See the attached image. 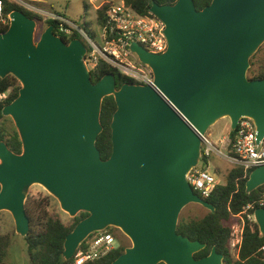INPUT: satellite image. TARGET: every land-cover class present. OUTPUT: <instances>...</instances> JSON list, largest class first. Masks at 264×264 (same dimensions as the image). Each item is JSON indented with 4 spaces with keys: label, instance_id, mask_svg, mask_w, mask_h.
I'll use <instances>...</instances> for the list:
<instances>
[{
    "label": "water",
    "instance_id": "1",
    "mask_svg": "<svg viewBox=\"0 0 264 264\" xmlns=\"http://www.w3.org/2000/svg\"><path fill=\"white\" fill-rule=\"evenodd\" d=\"M164 25L167 49L152 55L130 50L149 67L153 89L127 83L116 88L113 74L93 83L86 47L68 44L53 25L35 39L37 21L19 10L0 34V79L14 77L18 96L2 109L12 119L22 150L0 141V213L11 215L15 233L30 231L25 202L40 186L70 218L88 216L65 237L62 257L73 259L88 237L115 228L131 246L111 264H223L177 232L184 208L214 207L191 189L187 175L197 166L201 136L227 118L230 131L246 117L264 139V79L250 80V60L264 44V0H212L197 10L193 0L149 9ZM113 97L112 150L102 160L96 147L103 127L102 102ZM264 185V166L245 182L250 194ZM264 236V209L254 211Z\"/></svg>",
    "mask_w": 264,
    "mask_h": 264
},
{
    "label": "trees",
    "instance_id": "2",
    "mask_svg": "<svg viewBox=\"0 0 264 264\" xmlns=\"http://www.w3.org/2000/svg\"><path fill=\"white\" fill-rule=\"evenodd\" d=\"M127 7L140 16H152L149 9L153 3L158 5H172L177 0H122ZM212 0H193L197 10H202L208 6ZM3 2V20L5 24L0 22V34L7 31L9 27V14L12 11L19 10L27 17L41 22V18L24 10L23 8L10 4L7 0ZM111 0L103 3L95 12L96 22L100 23L106 11L111 6ZM46 25H55L54 22H47ZM83 27L91 32L90 24L83 22ZM78 36L75 35L74 39ZM259 52H264V48ZM113 74L116 78V88L122 85L133 83V80L120 74L116 70L100 63L97 68L91 72L93 83L98 82L102 77ZM250 80L264 79V60H257L255 54L250 60V69L248 71ZM20 84L12 77L7 76L0 79V93L8 92V98L0 104V141L5 142L8 149L14 154H20L22 150L21 142L16 132L8 134L3 127L4 117L2 109L10 104L18 96ZM116 110V104L113 97H106L101 106L100 123L103 127L102 133L98 136L96 147L100 153L102 160H107L111 155V131L110 124L112 116ZM228 139L230 144L227 151L232 155L233 143L235 140V132H229ZM244 173L240 167H233L226 177L224 185H218L205 202L211 204L215 212L208 211L206 216L201 219L180 220L177 232L188 238L190 241H199L205 245V248L195 254L196 259L208 256L213 248L216 252L224 256L223 264H264V255L261 253V247L264 245V236H261L257 225L249 222L245 218L242 231V241L239 251L235 255L231 253V224L232 221L242 214L244 208L248 205H255L264 195V185L250 194L245 193V182L250 172ZM52 197L37 196L30 197L28 195L25 202L26 215L30 220L29 234L23 238L26 246V252L29 264H73L74 258L65 261L62 257L63 244L65 237L74 229L78 222L88 216L87 213H80L73 218L70 225L64 224L58 216L49 212L50 201ZM257 208V206H255ZM252 211H250V214ZM114 228H108L107 233H111ZM112 234V233H111ZM96 234H92L83 242L78 250L85 249L88 241ZM113 235V234H112ZM11 245V237L0 235V264H5ZM125 247L119 245L116 250L108 254L106 257L88 262L86 264H111L115 259L124 253Z\"/></svg>",
    "mask_w": 264,
    "mask_h": 264
},
{
    "label": "built area",
    "instance_id": "3",
    "mask_svg": "<svg viewBox=\"0 0 264 264\" xmlns=\"http://www.w3.org/2000/svg\"><path fill=\"white\" fill-rule=\"evenodd\" d=\"M24 10L41 18V22H54V34L65 43L74 39L75 35L86 47L85 65L93 72L102 62L120 74L133 80L136 85H146L156 90L154 76L149 67L142 64L137 55L130 50L131 44H137L152 55L162 54L167 49L164 36V25L155 16H140L125 5L122 0H111L112 4L106 11L103 20L97 23L96 31H87L66 16L56 15L51 10L39 8L38 0H7ZM3 2L0 0V22L5 24ZM96 19V18H95ZM9 20V18H8ZM96 21V20H95ZM48 25H46L47 27ZM8 92L0 93V104L8 98ZM256 127L249 118H242L235 131L232 155L223 152L221 144H230L229 139L221 140L220 144L212 141L207 134L201 136V154L196 167L187 175V181L193 192L202 200L210 197L219 185L215 173L210 168L213 157L227 161L240 167L244 173L264 166V139L257 144ZM257 206V208H255ZM264 209V195L255 205H248L237 218L241 226L231 233L230 248L237 253L242 241L245 218L254 222V211ZM250 211L252 213L250 214ZM87 243V247L78 250L73 264H86L102 259L117 249L118 243L111 233L106 231L95 233ZM264 255V245L261 247Z\"/></svg>",
    "mask_w": 264,
    "mask_h": 264
},
{
    "label": "rangeland",
    "instance_id": "4",
    "mask_svg": "<svg viewBox=\"0 0 264 264\" xmlns=\"http://www.w3.org/2000/svg\"><path fill=\"white\" fill-rule=\"evenodd\" d=\"M106 0H38L37 5L39 8H45L51 10L56 15L66 16L69 20L76 23L78 26L82 27L83 22L90 24L91 30L96 31L97 24L95 21V12ZM46 25L42 22H37L35 39L38 40L40 35L45 30ZM264 48V44L259 48ZM255 53L257 55V60H264V52ZM4 129L8 134L16 132V128L11 118L4 117L2 122ZM230 132V122L227 118L219 120L214 126H212L207 132V136L212 141H217L219 144L221 140L228 138ZM17 133V132H16ZM223 152H227V143L221 144ZM235 167L234 165L224 161L222 159L213 157L210 159V168L215 173L219 185H224L228 173ZM28 195L30 197H37L39 195L46 196L49 195L43 188L40 186H32L29 190ZM50 196V195H49ZM28 197V196H27ZM49 212L52 215H56L59 219L66 225L72 223L73 218H70L66 213L62 212L58 202L52 197L50 201ZM208 213V210L203 207L191 204L188 205L180 214V220H194L201 219ZM242 222L238 218L232 221L231 229L232 232L237 229V226H241ZM116 239V244L128 248L131 246L130 240L124 236L121 231L118 229H113L111 232ZM0 235L10 236L11 239L15 236H18L15 233L14 222L11 215L7 212L0 213ZM17 238V239H16ZM14 238V241L10 245L8 257L5 261L6 264H29V259L26 252L25 243L20 237ZM232 255H235V252L231 250Z\"/></svg>",
    "mask_w": 264,
    "mask_h": 264
},
{
    "label": "crops",
    "instance_id": "5",
    "mask_svg": "<svg viewBox=\"0 0 264 264\" xmlns=\"http://www.w3.org/2000/svg\"><path fill=\"white\" fill-rule=\"evenodd\" d=\"M106 1H107V0H106ZM106 1H104V3H105ZM97 9H98V8H97ZM97 9H96V10H97ZM16 237H20V236H15V237H13V238L11 239V244H12V242L14 241V238H16ZM16 239H17V238H16ZM20 239L23 240V238H21V237H20ZM5 264H6V263H5Z\"/></svg>",
    "mask_w": 264,
    "mask_h": 264
}]
</instances>
